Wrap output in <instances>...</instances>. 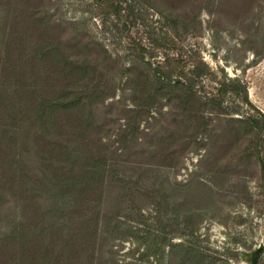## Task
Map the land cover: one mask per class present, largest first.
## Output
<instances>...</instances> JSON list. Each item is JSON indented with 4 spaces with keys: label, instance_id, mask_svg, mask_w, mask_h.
I'll list each match as a JSON object with an SVG mask.
<instances>
[{
    "label": "trees",
    "instance_id": "1",
    "mask_svg": "<svg viewBox=\"0 0 264 264\" xmlns=\"http://www.w3.org/2000/svg\"><path fill=\"white\" fill-rule=\"evenodd\" d=\"M97 1L120 14L117 0ZM242 1L264 10V0ZM50 5L0 0V210H11V224L0 232V264H118L119 221L148 202L161 212L160 241L170 242V233L194 236L200 206L212 204L217 192L197 175L193 183H172L165 171L178 168L192 145L205 146L204 132L210 144L203 170L220 194L245 198L248 179L258 172L264 179V113L237 117L224 104L228 93L250 103L246 82L220 75L224 68H213L198 50L166 52L151 64L153 73L138 63L124 67L86 31L71 32ZM155 5L186 29L198 22L196 14L187 16L188 4L180 3L182 11L165 0ZM133 41L151 62L154 50ZM126 72L135 107L127 109L131 120L114 144L103 137L125 108L106 100L116 94L115 74ZM155 108L152 130L141 129L138 119ZM170 244L169 264H243L214 256L194 237Z\"/></svg>",
    "mask_w": 264,
    "mask_h": 264
},
{
    "label": "rangeland",
    "instance_id": "2",
    "mask_svg": "<svg viewBox=\"0 0 264 264\" xmlns=\"http://www.w3.org/2000/svg\"><path fill=\"white\" fill-rule=\"evenodd\" d=\"M165 1L172 4V8L177 11L186 9L184 6L188 4L187 16L191 18L196 14L198 22L187 29L182 27L177 18L168 19L167 15L156 7L158 0H117L120 5L119 15L116 11L106 9V4L97 0H51L50 9L57 20L69 25L71 32L86 31L101 43L113 58H120L124 67L138 63L153 73L151 64L163 60L166 52L178 56L184 51L187 56L198 50L213 68H224L220 75L226 72L227 75L238 76L246 82L250 103L232 93H228L224 101L233 116L258 114V110L264 113L263 8L255 5L253 10H249L250 1L245 5L242 0H230L225 4L219 0L221 5H214L211 0ZM180 3H184V6L180 7ZM193 4L197 5L196 9L191 7ZM199 5L202 7L198 11ZM218 12H221V15H218ZM133 40L141 41L146 48L154 50L155 55L150 64L138 55ZM157 41H166L169 47L155 45ZM194 62L190 61L187 68ZM130 78L128 72L123 76L116 73V94L106 100V103L115 101L120 108H125L118 113L120 117L115 129L108 131L103 137L114 144L121 143L118 140L122 135L121 129L131 120V110L127 109L135 107L134 89L129 83ZM205 84L208 88V81ZM157 114L155 108L146 119L139 118L140 128L151 131L150 124L155 122L153 115ZM139 135V142L145 144L143 133L140 132ZM199 136H203L204 140L208 138L207 142L204 141L206 145H192L178 168L167 169L165 173L172 183H193L197 175L205 184L213 186L217 193L212 204L207 207L200 206L204 216L194 236L170 233V242H186L194 237L214 256L250 264L247 254L259 244H264V179L260 177L259 172L248 179L249 194L245 198L227 190L220 194V188L211 174L205 173L202 166L201 159L210 144V135L204 132ZM51 202L49 199L45 200V204ZM156 205L148 202L143 204L141 213L135 211L130 213V217H121L120 229L114 240L118 264H169L168 252L171 244L169 241H160L163 233L160 229V219L157 218L161 212ZM8 212L11 210H0V232L11 224ZM170 215L172 214L169 212L165 216ZM181 221V225H185L183 218ZM228 248L238 249L240 253L238 256H230L226 254ZM259 264H264V250Z\"/></svg>",
    "mask_w": 264,
    "mask_h": 264
},
{
    "label": "water",
    "instance_id": "3",
    "mask_svg": "<svg viewBox=\"0 0 264 264\" xmlns=\"http://www.w3.org/2000/svg\"><path fill=\"white\" fill-rule=\"evenodd\" d=\"M264 250V244H259L251 252L247 254V258L250 260V264H256Z\"/></svg>",
    "mask_w": 264,
    "mask_h": 264
}]
</instances>
